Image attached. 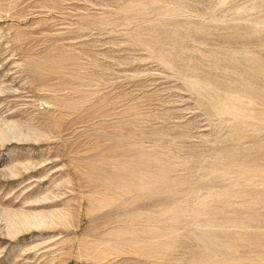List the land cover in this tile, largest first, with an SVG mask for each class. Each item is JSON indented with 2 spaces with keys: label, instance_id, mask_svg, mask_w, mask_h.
<instances>
[{
  "label": "rangeland",
  "instance_id": "obj_1",
  "mask_svg": "<svg viewBox=\"0 0 264 264\" xmlns=\"http://www.w3.org/2000/svg\"><path fill=\"white\" fill-rule=\"evenodd\" d=\"M0 264H264V0H0Z\"/></svg>",
  "mask_w": 264,
  "mask_h": 264
}]
</instances>
